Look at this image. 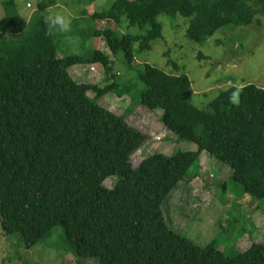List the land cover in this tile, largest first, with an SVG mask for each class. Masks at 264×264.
<instances>
[{
  "label": "trees",
  "instance_id": "obj_1",
  "mask_svg": "<svg viewBox=\"0 0 264 264\" xmlns=\"http://www.w3.org/2000/svg\"><path fill=\"white\" fill-rule=\"evenodd\" d=\"M53 2L41 3L37 11ZM12 0L5 5L11 6ZM161 15L189 20L186 35L203 42L226 27H249L264 15V0H116L90 18L127 23L136 34L108 27L104 38L115 56L133 68L138 51L163 36ZM47 18L27 23L13 15L0 21V221L6 236L20 234L30 248L61 225L74 256L100 264H264V242L236 255L201 246L166 220L163 205L202 152L231 170L230 180L254 200L264 201V89L247 85L220 91L206 109L189 103L192 83L150 64L134 75L144 89L141 104L162 111L161 122L195 152L155 153L137 167L132 156L147 136L125 117L102 107L105 95L127 94L117 81L99 87L77 83L71 66L113 62L102 50L87 57L57 56V35H46ZM29 27V30H27ZM176 66V63L173 62ZM114 75V74H113ZM94 97H88V92ZM239 91V103L230 101ZM133 102V100H132ZM117 178L114 188L105 183Z\"/></svg>",
  "mask_w": 264,
  "mask_h": 264
},
{
  "label": "rangeland",
  "instance_id": "obj_2",
  "mask_svg": "<svg viewBox=\"0 0 264 264\" xmlns=\"http://www.w3.org/2000/svg\"><path fill=\"white\" fill-rule=\"evenodd\" d=\"M0 0V21L8 16H19L27 23L34 16L49 19L57 14L70 21L68 31L57 35V56L78 54L87 57L95 49L102 50L113 62V74L106 76L101 63H81L71 66V78L77 83L105 87L114 81L130 86L129 94L119 97L110 93L97 103L124 116L128 124L147 136L144 146L132 156L137 167L145 158L161 153L195 152L197 145L179 141L161 122L162 111H150L141 104L139 92L144 89L134 79L135 73L150 64L171 74L185 73L192 83L189 103L203 110L220 91L230 87L241 89L255 85L264 89V15H259L249 27H226L203 42L187 37L189 20H177L161 15L163 36L152 43L149 50L138 51L133 68L125 64L122 53L115 56L101 36L94 30L108 27L124 34H136L137 28L124 22L116 25L108 21L91 20L93 13L109 9L116 0ZM51 6L38 12V5ZM29 30V27L28 29ZM176 63V66L173 65ZM93 98L94 93L88 92ZM133 100V102H132ZM228 166L202 152L193 165L187 180L181 183L163 205L169 226L197 244H212L225 255H236L253 242H264V201L254 200L244 193L242 186L230 180ZM117 178L105 183L112 189ZM0 264H100L93 258L78 260L68 248L64 229L56 226L47 239L26 248L20 234L6 236L0 221Z\"/></svg>",
  "mask_w": 264,
  "mask_h": 264
},
{
  "label": "clouds",
  "instance_id": "obj_3",
  "mask_svg": "<svg viewBox=\"0 0 264 264\" xmlns=\"http://www.w3.org/2000/svg\"><path fill=\"white\" fill-rule=\"evenodd\" d=\"M46 23L48 25L46 35L49 36L53 35L54 32H63L70 29V21L60 14L50 17ZM230 101L234 104L239 103V91L232 93Z\"/></svg>",
  "mask_w": 264,
  "mask_h": 264
}]
</instances>
